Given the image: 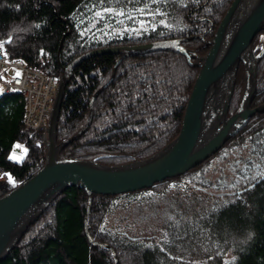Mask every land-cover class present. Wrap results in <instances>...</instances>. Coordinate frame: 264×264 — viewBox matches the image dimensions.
Masks as SVG:
<instances>
[{"label":"trees","instance_id":"1","mask_svg":"<svg viewBox=\"0 0 264 264\" xmlns=\"http://www.w3.org/2000/svg\"><path fill=\"white\" fill-rule=\"evenodd\" d=\"M231 1L0 0V41L8 59H21L58 82L62 67L103 48L182 39L183 47L202 56ZM103 7L127 15L105 13L104 19H94V12ZM261 35L264 31L251 44L254 55L260 50L256 43ZM119 59L112 54L92 56L74 69L63 96L56 142L75 136L86 125L90 110L91 121L59 152L60 158L123 165L152 156L178 135L199 69L183 55L168 51L117 63ZM242 72L240 63L228 116L238 108ZM256 75L252 108L264 103V56ZM24 108L22 94L0 95V175L10 174L18 183L36 173L45 156L43 132L25 126ZM15 143L27 149L21 163L9 159ZM242 148L250 149L260 170L232 192L214 195L209 190L216 184L206 179L209 165ZM245 169L238 173L247 177ZM148 192L153 194L150 201L168 192L175 196L169 209L162 211L167 216H161L165 233L159 242L129 237L104 225L117 201L140 202ZM87 202L84 190H65L0 264H114L110 251L94 247L85 236ZM157 207L150 212L160 217ZM87 228L92 239L115 251L119 264H191L185 250L193 246L199 264H264V113L255 114L217 153L181 176L120 195H92ZM249 231L254 235L249 237Z\"/></svg>","mask_w":264,"mask_h":264},{"label":"water","instance_id":"2","mask_svg":"<svg viewBox=\"0 0 264 264\" xmlns=\"http://www.w3.org/2000/svg\"><path fill=\"white\" fill-rule=\"evenodd\" d=\"M262 31L264 0H232L203 56L183 47L182 39H175L93 50L62 67L48 116L44 164L30 178L0 196V262L7 258L48 205L69 188L82 189L87 194L84 232L88 241L94 247L107 248L88 234L92 195H120L181 176L217 153L252 116L264 113V104L251 109L256 92V70L264 56V45L254 55L251 44ZM153 51L181 54L190 66L199 69L178 135L152 156L123 165L107 166L94 160L59 158V152L83 134L91 119L90 110L86 125L69 140L57 144L56 129L64 92L78 64L92 56L120 55L121 61ZM240 63L246 69L245 90L237 111L228 116Z\"/></svg>","mask_w":264,"mask_h":264},{"label":"rangeland","instance_id":"3","mask_svg":"<svg viewBox=\"0 0 264 264\" xmlns=\"http://www.w3.org/2000/svg\"><path fill=\"white\" fill-rule=\"evenodd\" d=\"M200 38H202V37H200ZM263 45H264V36L261 35V36H259V39L257 40L256 49L257 48L261 49V47ZM186 49H188V48H186ZM188 50L195 53L191 49H188ZM196 55H198V54H196ZM118 56H120V55H118ZM198 56H200V55H198ZM237 73H238V71H237ZM256 77H257V75H256ZM236 79H237V74L235 77V84H236ZM242 80H243V87H242V92H241L240 99H239V104H240L241 98L243 96V93L245 90V84H246V69H245L244 64H243ZM235 84H234V87H235ZM256 88H257V85H256ZM233 91H234V88H233ZM2 92H3V85L1 84V81H0V95L2 94ZM232 94H233V92H232ZM255 94H256V92H255ZM231 97H232V95H231ZM239 104H238V107H239ZM258 106H260V105H258ZM258 106H256V107H258ZM251 109H253L252 104H251ZM48 116H49V114H48ZM90 121H91V119H90ZM47 122H48V118H47ZM46 128H47V124H46ZM41 139L44 142V148H45L46 129H45V132L42 133ZM16 144L21 145L20 143H15V145ZM57 144H60V143H57ZM247 148H242L239 151L227 152L224 160L221 161L218 159H214L211 162V164L209 165L208 171H207L208 173L206 174V179H208L209 181H211L212 183H214L216 185L213 187V189L209 190L210 192H212L214 195L223 194L224 192L230 193L235 188L243 185L246 182L245 181L246 179H248V178L252 179L253 176L256 175V173L260 170L261 164L257 158H254L253 156L250 155V152H249L250 149H247ZM12 151H13V149L11 150L10 154L12 153ZM15 151L17 154H19L20 149L17 148ZM58 157H59V154H58ZM243 168H247V169H245L247 171V172H245L247 177L241 176L238 173V171L243 170ZM17 184H18V182H16V181H15L14 185L12 183H9L8 175H6V174L0 175V196L9 192L10 190H12ZM217 185L222 190L221 189L216 190V189H218ZM215 187H217V188H215ZM151 195H153V194H151L150 192L146 193V195L139 198V199H142L140 202L130 201L128 199H120L111 207L109 212L105 215L104 225H106L107 228L112 229V231H114L116 229L119 233H126L127 236H129V237L131 236V237H135V238H142L143 240H151L152 242L156 241V243L159 242L160 241L159 236L161 238V235L163 233H165V231H164L165 227L163 225L164 222L162 221L161 216H165V215L167 216V213H163L162 211L163 210L167 211L169 209L170 204H171L170 201H172V197H175V196L171 195V192H168V193L162 194L161 197H156L153 199V201H150V197H152ZM146 197H148V198H146ZM91 204H92V202H91ZM87 205H88V202H87ZM156 205L158 206L157 207L158 209L156 211L161 212L160 217L155 216V215L151 214V212H150L151 210L154 209L153 207ZM90 209H91V206H90ZM90 209H89V214H90ZM89 214H88V216H89ZM87 221H88V219H87ZM165 226H166V223H165ZM92 240L98 242L95 239H92ZM99 244H102V243H99ZM104 245L107 246V248H105V249L110 251L111 254L113 255L114 264H119V258L116 255L115 251L109 245H107V244H104ZM193 247H194V249H191L188 251L185 250V254L189 255V256H186V258L190 260L191 264H199L198 260L195 259V252H193V250H195L197 248V246H193ZM101 248H103V247H101ZM191 252H193V253H191ZM201 252H204V251H201ZM199 259L201 260L200 256H199ZM185 261H186L185 263H189V261H187V260H185Z\"/></svg>","mask_w":264,"mask_h":264},{"label":"built area","instance_id":"4","mask_svg":"<svg viewBox=\"0 0 264 264\" xmlns=\"http://www.w3.org/2000/svg\"><path fill=\"white\" fill-rule=\"evenodd\" d=\"M3 45V41H0ZM4 46L0 49V81L4 88L26 90V127L45 132L57 79L37 67L28 66L21 59H8ZM20 75H16V72Z\"/></svg>","mask_w":264,"mask_h":264},{"label":"snow or ice","instance_id":"5","mask_svg":"<svg viewBox=\"0 0 264 264\" xmlns=\"http://www.w3.org/2000/svg\"><path fill=\"white\" fill-rule=\"evenodd\" d=\"M99 2L101 4H103L105 2V0H99ZM105 13H108V14H111V15H114V16H126L127 15V13H125L123 10L115 11L111 7H103L100 10H97V11L94 12L93 18L102 20V19H104V14ZM128 18L131 19V17H128ZM141 24H143V21H141ZM105 35H107V33H105ZM2 47H3V45H2V43H0V49H2ZM4 55L5 56L7 55L6 52L4 53ZM16 75L18 76V75H20V73L17 71ZM17 148L20 149L19 154H17L16 151H15ZM26 156H27V149L24 148L23 146L19 145V144H16V145L13 146V151L9 155V159L10 160H14L17 163H21ZM6 175H8L9 183H12L14 185L15 181L11 177V175L10 174H6Z\"/></svg>","mask_w":264,"mask_h":264},{"label":"bare ground","instance_id":"6","mask_svg":"<svg viewBox=\"0 0 264 264\" xmlns=\"http://www.w3.org/2000/svg\"><path fill=\"white\" fill-rule=\"evenodd\" d=\"M2 93H20L24 96L25 100V108L23 112V121L26 125V114H27V96H26V90H22L21 88H4Z\"/></svg>","mask_w":264,"mask_h":264},{"label":"clouds","instance_id":"7","mask_svg":"<svg viewBox=\"0 0 264 264\" xmlns=\"http://www.w3.org/2000/svg\"><path fill=\"white\" fill-rule=\"evenodd\" d=\"M248 235H249V237H251V236H253V235H254V233H253V232H251V231H249Z\"/></svg>","mask_w":264,"mask_h":264}]
</instances>
